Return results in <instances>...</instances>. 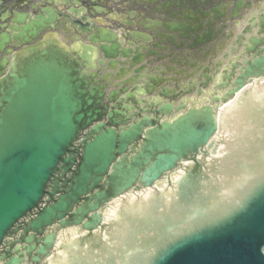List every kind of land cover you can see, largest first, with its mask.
I'll return each instance as SVG.
<instances>
[{
    "label": "water",
    "instance_id": "obj_1",
    "mask_svg": "<svg viewBox=\"0 0 264 264\" xmlns=\"http://www.w3.org/2000/svg\"><path fill=\"white\" fill-rule=\"evenodd\" d=\"M218 2L143 1L160 19L143 35L75 0L13 12L0 51L26 47L0 79V264H264V14L205 102L166 88L174 57L222 34ZM67 21L82 55L56 32L31 45Z\"/></svg>",
    "mask_w": 264,
    "mask_h": 264
},
{
    "label": "flooded vegetation",
    "instance_id": "obj_2",
    "mask_svg": "<svg viewBox=\"0 0 264 264\" xmlns=\"http://www.w3.org/2000/svg\"><path fill=\"white\" fill-rule=\"evenodd\" d=\"M49 1V0H45ZM82 2L81 7H83V5H87V0H80ZM36 2L35 0H0V38H5V35H7L8 37H11V30L9 29V18L11 16V12L13 10L12 7H10V5L15 6V8L20 9L22 11H27L29 10L28 5L34 6V3ZM25 3H27V5L23 6ZM48 6V5H45ZM111 6H114L113 4L110 5V10L112 9ZM105 8L107 9V6L102 2V0H94L93 3V9L96 12H103L105 11ZM10 50L9 46H5L3 49V52L1 53L0 56V64L3 62V60L6 58L7 56V52ZM0 72H1V68H0Z\"/></svg>",
    "mask_w": 264,
    "mask_h": 264
},
{
    "label": "rangeland",
    "instance_id": "obj_3",
    "mask_svg": "<svg viewBox=\"0 0 264 264\" xmlns=\"http://www.w3.org/2000/svg\"><path fill=\"white\" fill-rule=\"evenodd\" d=\"M136 13L134 10L130 7H126V5H123V9L115 11L113 14H109V17L114 18L113 21H123V22H132L134 23V17H136ZM103 20V19H102ZM150 20V19H148ZM104 21V20H103ZM56 32L60 44L67 50H75V49H81L83 42L74 41L72 39L74 33H67V32H61V31H54L51 32L48 35V38L53 35ZM42 43V42H41ZM40 43V44H41ZM195 66V63H191V66L189 69L193 68ZM167 184V183H166ZM165 184V185H166Z\"/></svg>",
    "mask_w": 264,
    "mask_h": 264
},
{
    "label": "bare ground",
    "instance_id": "obj_4",
    "mask_svg": "<svg viewBox=\"0 0 264 264\" xmlns=\"http://www.w3.org/2000/svg\"><path fill=\"white\" fill-rule=\"evenodd\" d=\"M232 43V42H231ZM239 50V49H238ZM238 50H233V52L229 53L228 55H232V54H236ZM227 63V59L223 62V66ZM220 116H222V113H220ZM182 168H180V172H182ZM179 173H176V178L179 177ZM167 188V187H166ZM118 202V201H117ZM115 206L113 205L112 208H110V212H114L115 211Z\"/></svg>",
    "mask_w": 264,
    "mask_h": 264
},
{
    "label": "crops",
    "instance_id": "obj_5",
    "mask_svg": "<svg viewBox=\"0 0 264 264\" xmlns=\"http://www.w3.org/2000/svg\"><path fill=\"white\" fill-rule=\"evenodd\" d=\"M193 94V93H192ZM192 94H189V95H187V97L190 99V98H193L194 99V97H193V95H197V91H194V94L192 95Z\"/></svg>",
    "mask_w": 264,
    "mask_h": 264
}]
</instances>
